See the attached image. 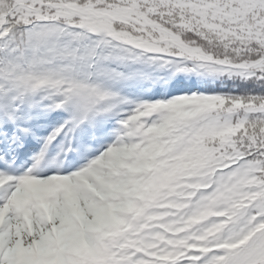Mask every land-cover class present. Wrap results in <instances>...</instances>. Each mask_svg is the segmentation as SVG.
I'll return each mask as SVG.
<instances>
[{
    "label": "snow or ice",
    "instance_id": "1",
    "mask_svg": "<svg viewBox=\"0 0 264 264\" xmlns=\"http://www.w3.org/2000/svg\"><path fill=\"white\" fill-rule=\"evenodd\" d=\"M0 264H264V0H0Z\"/></svg>",
    "mask_w": 264,
    "mask_h": 264
}]
</instances>
